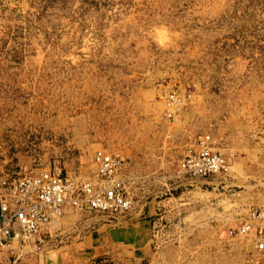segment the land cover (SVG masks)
<instances>
[{"label":"rangeland","instance_id":"obj_1","mask_svg":"<svg viewBox=\"0 0 264 264\" xmlns=\"http://www.w3.org/2000/svg\"><path fill=\"white\" fill-rule=\"evenodd\" d=\"M173 93L183 104L168 119ZM206 134L228 172L179 175ZM102 152L123 161L132 209L67 211L0 261L109 260L103 236L153 206L169 212L157 239L176 257L154 264H264L252 237L220 240L264 209V0H0V183L55 166L90 180Z\"/></svg>","mask_w":264,"mask_h":264},{"label":"built area","instance_id":"obj_2","mask_svg":"<svg viewBox=\"0 0 264 264\" xmlns=\"http://www.w3.org/2000/svg\"><path fill=\"white\" fill-rule=\"evenodd\" d=\"M183 104L173 93L167 98L168 119ZM97 173L90 180H79L59 167L5 178L0 183V252L13 245L31 243L47 234L49 227L58 223L65 212L119 216L132 209L133 198L127 181L122 177L121 158L110 153H98L94 159ZM226 154L218 149L215 138L206 134L187 147L180 160L179 175L209 177L228 172ZM243 235L252 237V245L264 254V209H252L248 221L229 229V238ZM0 264H26L18 258Z\"/></svg>","mask_w":264,"mask_h":264},{"label":"crops","instance_id":"obj_3","mask_svg":"<svg viewBox=\"0 0 264 264\" xmlns=\"http://www.w3.org/2000/svg\"><path fill=\"white\" fill-rule=\"evenodd\" d=\"M74 212L75 211H72L71 213L73 214ZM145 216V221L137 223L138 225H135L132 228H128V231L126 232L121 229V231L114 229L110 233L105 234L106 237H103L106 239V243L104 244V246H102V249L108 251L109 253H111V255L109 257V260L100 261L97 264H143L142 262H146V264H154V262L158 263L159 260H163V263L174 262L176 260L174 248L175 246L171 243V241L166 242L158 240V231H156V228L159 227V224L161 225L162 220V218L157 219V217H168L169 212L159 214L158 208L152 206L147 210ZM135 219L137 220V217ZM126 235L129 238L126 237ZM120 236L128 238L127 243L129 244V251L117 252V250H119V247H122L117 242V239ZM246 236L248 237L250 235H245V237ZM230 239L231 238H229L228 236H220L221 241L228 242ZM98 248L101 247L98 246ZM156 249H160L161 251H157ZM252 249H254L253 246H251V250ZM136 250L142 252H136ZM254 250L251 252L252 257H256Z\"/></svg>","mask_w":264,"mask_h":264},{"label":"bare ground","instance_id":"obj_4","mask_svg":"<svg viewBox=\"0 0 264 264\" xmlns=\"http://www.w3.org/2000/svg\"><path fill=\"white\" fill-rule=\"evenodd\" d=\"M243 236H245V235H243Z\"/></svg>","mask_w":264,"mask_h":264}]
</instances>
